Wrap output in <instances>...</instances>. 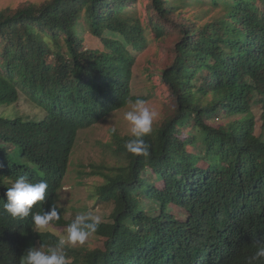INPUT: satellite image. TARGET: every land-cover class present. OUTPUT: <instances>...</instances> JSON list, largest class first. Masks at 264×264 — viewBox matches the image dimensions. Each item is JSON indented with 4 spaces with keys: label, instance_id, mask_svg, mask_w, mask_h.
<instances>
[{
    "label": "trees",
    "instance_id": "1",
    "mask_svg": "<svg viewBox=\"0 0 264 264\" xmlns=\"http://www.w3.org/2000/svg\"><path fill=\"white\" fill-rule=\"evenodd\" d=\"M211 1L220 17L177 23L174 57L160 72L173 106L144 137L150 155H133L131 136L113 133L117 163L93 172L104 179L96 201L112 205L109 220L94 233L99 245L61 249L68 264H264L252 259L264 244V16L254 0ZM134 2L46 0L0 10V106L23 95L43 111L0 115V264H21L29 247L58 246L61 238L37 230L32 214L57 205L78 131L143 100L131 92L132 51L148 43L146 28L170 33L180 7L150 0L143 25L129 10ZM82 24L102 49L84 46ZM20 176L48 184L46 200L23 219L4 209ZM58 211L50 225L74 221Z\"/></svg>",
    "mask_w": 264,
    "mask_h": 264
},
{
    "label": "rangeland",
    "instance_id": "2",
    "mask_svg": "<svg viewBox=\"0 0 264 264\" xmlns=\"http://www.w3.org/2000/svg\"><path fill=\"white\" fill-rule=\"evenodd\" d=\"M46 0H0V10L7 8L15 9L23 4L32 3L39 5ZM180 7L179 15L173 17V22L167 23L170 33L155 36L151 29L146 28L148 43L141 49L132 51L134 61L132 64L131 92L137 97L143 98L146 106L157 112V118L153 123L156 128L162 119L166 117L173 106L169 98L167 87L161 81L160 72L168 66L174 57V45L177 41V23L194 21L198 25L218 18L223 13L222 6L214 5L211 0H172ZM238 7L244 6L239 1ZM254 7L258 16H264V4L260 0H254ZM130 12L135 13L143 25L149 20L151 13L150 0H135ZM78 34L86 48L102 49L101 40L89 32L87 26L82 24L78 27ZM130 103L126 107L113 112L95 125L81 129L77 133L76 141L70 155L71 164L63 180V186L58 190L55 201L63 209L66 219L74 220L78 214L91 213L99 216L101 222L109 220L112 205L109 203H97L96 188L104 182L103 177L93 174L102 167H110L117 163L111 149V137L113 133L120 136L130 135V125L125 120V113L132 108ZM256 133L260 132L261 121L260 109L255 108ZM0 115L8 117L22 116L25 118H40L43 111L31 103L23 95L20 100L11 105L0 106ZM235 118V117H233ZM221 119L214 125L224 124L233 119ZM213 123V121H212ZM107 171V170H106ZM158 186L162 184L157 181ZM178 214L181 215L179 211ZM67 228L48 225L46 229L61 239H65V245L74 248L94 247L99 245V237L91 235L83 244L75 246L67 242ZM40 250L47 252L44 247Z\"/></svg>",
    "mask_w": 264,
    "mask_h": 264
},
{
    "label": "clouds",
    "instance_id": "3",
    "mask_svg": "<svg viewBox=\"0 0 264 264\" xmlns=\"http://www.w3.org/2000/svg\"><path fill=\"white\" fill-rule=\"evenodd\" d=\"M157 112L146 106V102L137 99L131 110L125 113V120L130 125V136L125 143L127 151L136 156L148 157L150 155V146L145 142L144 137L153 131V123L157 118ZM48 184L41 180L32 183L25 176H20L14 184L9 187L5 193L7 202L4 209L13 218L28 217L33 206L38 202L46 200ZM33 222L37 229L43 230L48 225L60 218L58 206L53 203L49 210L42 214L33 213ZM101 223L99 216H93L91 213L78 214L74 221L67 228V242L75 246L83 245L88 238L96 233ZM65 246V239H60L56 248H49L47 252L33 246L29 247L21 257V264H68L65 253L61 250ZM264 258V244L258 247L252 259Z\"/></svg>",
    "mask_w": 264,
    "mask_h": 264
}]
</instances>
